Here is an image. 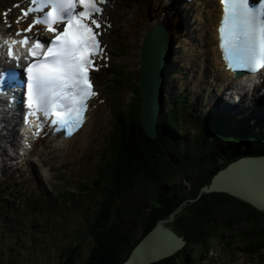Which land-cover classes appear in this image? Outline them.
<instances>
[{
	"label": "trees",
	"instance_id": "obj_1",
	"mask_svg": "<svg viewBox=\"0 0 264 264\" xmlns=\"http://www.w3.org/2000/svg\"><path fill=\"white\" fill-rule=\"evenodd\" d=\"M113 79L117 84L123 80L119 75ZM125 81L129 83V80ZM178 99L173 97L162 104L155 140L146 136L138 115L131 117L116 112L108 147L113 153L99 164L90 181L93 189L88 188L90 183L81 186L82 193L95 190L93 196L98 193L100 197L96 216L86 222L91 247L81 263L74 260L77 256L75 249H65L62 264H121L159 220L169 219L172 215L173 220L168 223L171 227L185 207L190 208L194 223L188 217L183 219L189 221L185 235L171 228L185 240V246L174 256L154 264H192L196 260L200 263L205 250H193L194 242L214 239L215 226L232 227L235 221L242 222L241 232L237 235L240 239L237 240L240 242L238 250L248 253V256L264 250V212L224 193L201 192L230 162L246 155L264 154V129L253 118V128H228L215 115L200 111L193 119L189 115L197 123L199 131L187 143L190 138L181 126L185 113ZM191 107L187 105L185 108ZM188 181L192 182L191 187L183 188L182 183ZM157 190L165 193H157ZM79 195V192L66 194L72 197ZM2 196L0 191V200ZM228 198L237 201L236 212L218 222L223 215L214 216L224 209ZM55 201L60 204L61 200ZM58 204L55 203L56 206ZM4 210H8V205L0 206V211ZM234 240L236 238L227 241L226 245L233 246ZM188 250L193 251L194 259H190Z\"/></svg>",
	"mask_w": 264,
	"mask_h": 264
},
{
	"label": "rangeland",
	"instance_id": "obj_2",
	"mask_svg": "<svg viewBox=\"0 0 264 264\" xmlns=\"http://www.w3.org/2000/svg\"><path fill=\"white\" fill-rule=\"evenodd\" d=\"M116 1L122 8L121 10L127 13L130 12L131 6L128 0ZM159 10L157 8L154 12L156 13ZM117 14L119 13L108 14L114 24V29L111 30L110 35L108 34L107 37L108 49H110L112 57L110 60L111 65L109 66L108 64L107 68L101 69L94 75L101 97L105 99V106L102 112L108 116V121L100 124L95 130L98 136H95L94 142L93 139L92 141L88 140L90 151L88 150L89 152L87 151L79 156L68 153L59 163L54 159V171L51 173L41 174L36 164L27 167L18 163H13L14 170L12 169L11 172H0V189H6V192L2 193L0 204L3 207L8 205V210L0 211V217L2 218V221L0 220V264H62L65 257L64 251L70 248L75 249L77 253L74 258L76 263H81L86 259L92 244L86 222L96 216L97 202L100 197L98 193L93 196L95 190L88 192V194L82 193L83 189L80 187V183L91 181L97 166H99L98 163L104 151L103 146L106 135L111 128V110H109V107L114 112L115 118L116 112L123 115L129 114L134 117L139 115L138 111L140 110L139 97L137 98L133 91L130 92L129 87L133 88L135 93L139 95V45L143 34L138 38V43L137 41L133 43L129 39L128 31L126 32L125 21L116 16ZM181 22L182 29L184 26L191 31L194 30L195 26L185 22L183 25L182 20H178V26L175 24L174 27L179 30L178 27ZM172 24L174 23L172 22ZM178 30L173 37L171 36V40H174L175 35L179 33ZM193 55L194 51H190L188 47H176L175 45L169 63L170 70L164 81V99L162 103L165 105L166 99H170L172 95L178 92L186 90L189 94L193 105L192 108L184 109L185 114L181 122L182 128L187 133L188 138H190L187 143L192 141L193 136L199 131L197 123L193 122L189 115L193 119V116H196L200 110L204 113L213 110L215 108L213 107V97L216 94L215 90H217V88H214V91H212L213 88L210 87L212 85L210 82L209 85L199 84L197 79L191 78V74L193 76L198 75L200 67L205 60L202 57L196 58ZM187 57H191L192 60L185 63ZM135 60L137 64L133 63ZM117 66L119 68L118 75L123 79L120 83L121 88L117 84L112 86V84L108 83L109 76H113L114 68ZM196 68H198V72ZM126 79L129 80V83H126ZM206 82H208V79ZM115 91H120L119 95L115 94L116 98L112 97ZM128 96H130V100ZM242 106L237 110H232L229 107L232 112L227 114L224 112L223 115H226L225 118L227 120L225 122L228 128H235L234 121L240 120H244V123H241V127L250 128L252 126L249 121L250 117H255L258 114L264 115L263 105H250L244 100V105ZM260 131H263V129ZM6 143L9 144V142ZM76 148H78V145ZM108 154L111 157L112 151L110 149H108ZM178 182L179 179H177L176 183ZM191 185V181L182 183L183 188L189 189ZM57 188H61L64 191L66 189L74 194L79 192L80 195L72 197L65 194L62 198H57L61 195ZM88 188L93 189L91 185ZM40 189L43 192L45 191L52 199H49L50 197L43 198L39 192ZM159 192L165 193L164 190H157V193ZM57 199L61 201L56 206L54 201ZM227 200L224 202L225 207L222 211H215V213L217 212L215 216L214 213L212 214L216 218L223 215L218 219V222L223 221L224 218L232 216L236 212L237 201L229 198ZM78 202H81V204L79 205ZM186 217L190 219L189 221L193 219L190 208L187 207L184 210L182 209L181 216L177 217L170 228L174 231L178 230L185 235L188 227L187 223L189 222L183 221ZM241 224L242 222L235 221L232 227L222 228L215 226L216 237H213L214 239L194 242L195 245L192 249H198L201 252L205 250V254L200 263H197L196 260L192 264H264V250L257 254L254 253L251 258H248V253L238 250L240 242H237V240L240 239L237 235L241 232L239 230ZM234 238H236L233 241L234 245L228 247L226 242H230ZM212 241L217 242L212 243ZM188 254L189 256L191 255L190 259H194L193 251L188 250ZM255 256L256 258L253 259Z\"/></svg>",
	"mask_w": 264,
	"mask_h": 264
},
{
	"label": "snow or ice",
	"instance_id": "obj_3",
	"mask_svg": "<svg viewBox=\"0 0 264 264\" xmlns=\"http://www.w3.org/2000/svg\"><path fill=\"white\" fill-rule=\"evenodd\" d=\"M219 2L218 48L226 69L258 73L264 69V0L260 7L252 6L256 0ZM104 3L106 0H29V7L22 10L15 23L19 25L29 16L32 22L9 34L0 47H6L7 58L16 61L21 57L14 47L27 48L23 56L28 62L24 68L26 124L29 117L41 112L49 124L65 126L66 135L83 124L88 101L95 95L90 72L99 70L97 59H106L96 31L101 28L99 5ZM0 15L10 27L8 13ZM36 25L51 34L47 42L29 35Z\"/></svg>",
	"mask_w": 264,
	"mask_h": 264
},
{
	"label": "bare ground",
	"instance_id": "obj_4",
	"mask_svg": "<svg viewBox=\"0 0 264 264\" xmlns=\"http://www.w3.org/2000/svg\"><path fill=\"white\" fill-rule=\"evenodd\" d=\"M17 1L20 0H13L11 3L10 0H0V13L11 7L9 3L12 4ZM128 2L131 6V9L130 12L127 13L121 10L122 8H120L116 0H108V4L105 5V16H103V19L108 14L114 15L118 12L119 14L116 16H119L125 21L126 32L128 31L129 39L133 43H136L135 41L139 40L138 38L142 34L144 35L150 27L154 25H161L169 34L170 44L168 45V48L170 45L173 46L170 52L171 56L173 55L176 45V47L186 46L190 49V51H194V57H202L205 59L204 63H202L200 67V72L197 76L195 75L193 77L199 78L200 76L202 78L200 83L206 85H209V83L206 82V79L209 78L211 81L210 83L212 84L210 87L213 88L212 91H214V88H217V90H215L216 94L213 97V107H215L213 110L220 111L225 120H227L225 118L226 115L224 116L223 114L224 112H226V114L229 112L216 106L220 105L217 103L218 101L221 100V102L223 101L225 104L232 106V110H237L240 108V106L244 105V100L250 99L249 90L247 87L241 83L235 82L232 75L225 71L224 65L221 61L220 53L217 48L216 35V25L220 16V7L216 0H192L191 8H185V6L180 3H175L173 5V0H128ZM111 6L114 7L113 10L110 9ZM157 8L160 10L155 13L154 11H156ZM174 9L176 10L173 13L172 10ZM11 10H13V8H11ZM3 18V16H0V25ZM178 20H182L187 24L195 26L194 30L191 31L184 26L182 29V22L179 24L178 30L174 27L175 24L177 25ZM172 22L174 24H172ZM0 30H2L1 26ZM177 30L179 33L175 35L174 40H171ZM109 31L110 30H106L101 35V39L105 46H107V37ZM45 35H47V33H45ZM105 51L108 55L110 54L108 49ZM191 60V57H187L185 63H188ZM133 63L137 64V61L135 60ZM169 63L170 60L168 61L166 73H168L170 70ZM196 71L198 72V70ZM240 85L241 87H239ZM128 98L130 100V96H128ZM160 99L162 100L163 97L161 96ZM262 99H264L262 94L260 95L259 91H256L252 95V101L247 104L253 105L258 100ZM102 109V104H97L95 109H93V107L89 109L87 112V122L77 134L68 140L60 142L49 137L38 140L36 143H34L32 151L29 152L27 156H24L20 163H24L27 167H30L32 164H36L38 171L41 174H46L53 172L55 166L54 161L56 160L57 163L61 162L60 160L66 157V154L70 153L71 155L79 156L87 152L90 147L88 140L92 141L93 139L94 142L95 136L97 135L95 130L100 126V124L108 121V116L103 114ZM210 113H214V111L211 110ZM15 126L16 121L13 118L11 120H8L4 117L0 119V162H2L0 165V172L3 173L7 171L11 172V168L13 167V163H11V161H15L20 158V148L18 144L19 135ZM234 126L235 128L241 127V122L234 121ZM6 142H9V144ZM77 145L78 148H76ZM256 156L253 155L249 157L255 158ZM262 165L264 166V163H262ZM262 165L258 164L250 168H263ZM244 166L246 167L247 165ZM227 180L230 183H235L234 186L239 190H243L244 192L248 190L252 196L264 197V170L257 176L252 175L248 177H240L233 175V177H229Z\"/></svg>",
	"mask_w": 264,
	"mask_h": 264
},
{
	"label": "water",
	"instance_id": "obj_5",
	"mask_svg": "<svg viewBox=\"0 0 264 264\" xmlns=\"http://www.w3.org/2000/svg\"><path fill=\"white\" fill-rule=\"evenodd\" d=\"M169 44L166 29L161 25H154L143 35L139 45L138 70L140 79L138 84L141 97L139 120L144 133L151 140L157 136L156 124L162 104L160 97H163V79L166 76V66L173 47L170 45L168 48ZM262 163H264V155L232 161L218 171L210 183L201 189V192L204 194L225 193L251 205L258 211L264 212V197L252 196L248 190L245 192L239 190L234 186L235 183H230L227 180L233 175L240 177L257 176L264 170ZM258 164L262 165L263 168H250ZM172 220V215L169 219L159 220L131 251L126 261L121 264H154L172 257L181 250L185 241L167 225Z\"/></svg>",
	"mask_w": 264,
	"mask_h": 264
},
{
	"label": "clouds",
	"instance_id": "obj_6",
	"mask_svg": "<svg viewBox=\"0 0 264 264\" xmlns=\"http://www.w3.org/2000/svg\"><path fill=\"white\" fill-rule=\"evenodd\" d=\"M253 125H254V124H252L251 128H253ZM183 240H184V239H183ZM184 241H185V240H184Z\"/></svg>",
	"mask_w": 264,
	"mask_h": 264
}]
</instances>
